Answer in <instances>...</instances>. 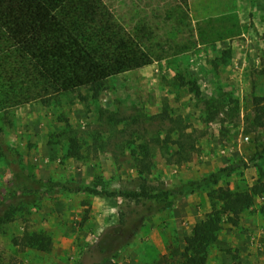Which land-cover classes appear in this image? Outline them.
Here are the masks:
<instances>
[{
  "label": "rangeland",
  "instance_id": "obj_1",
  "mask_svg": "<svg viewBox=\"0 0 264 264\" xmlns=\"http://www.w3.org/2000/svg\"><path fill=\"white\" fill-rule=\"evenodd\" d=\"M108 2L150 24L154 53L97 93L56 91L18 51L0 59V264H179L211 195L264 179V0H187L180 25L176 0ZM236 164L170 207L124 195ZM220 226L204 264H264L263 196Z\"/></svg>",
  "mask_w": 264,
  "mask_h": 264
},
{
  "label": "trees",
  "instance_id": "obj_2",
  "mask_svg": "<svg viewBox=\"0 0 264 264\" xmlns=\"http://www.w3.org/2000/svg\"><path fill=\"white\" fill-rule=\"evenodd\" d=\"M187 10V0H176L173 13L178 25L187 17ZM151 34L147 21L132 28L127 26L108 0H0V59L8 51L20 52L56 91L63 93L84 88L97 93L110 78L150 64L154 51L147 43ZM188 83L190 91L199 98L196 81ZM254 121L264 126V107H257ZM257 158L264 161V146L259 148ZM236 166L222 167L167 190L124 195L154 199L162 208L170 207L201 186L217 184ZM84 190L98 194L92 188ZM100 194L112 196L115 192ZM256 196L264 197V179L248 189H217L211 195V212L183 238L179 264H204L207 248L217 237L223 215L236 224Z\"/></svg>",
  "mask_w": 264,
  "mask_h": 264
}]
</instances>
